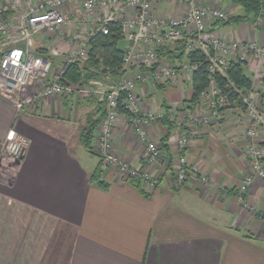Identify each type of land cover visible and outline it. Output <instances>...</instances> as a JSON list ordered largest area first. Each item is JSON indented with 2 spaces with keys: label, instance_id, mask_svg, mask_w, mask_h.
Wrapping results in <instances>:
<instances>
[{
  "label": "crops",
  "instance_id": "crops-1",
  "mask_svg": "<svg viewBox=\"0 0 264 264\" xmlns=\"http://www.w3.org/2000/svg\"><path fill=\"white\" fill-rule=\"evenodd\" d=\"M200 1L231 16L244 12L231 0ZM64 10L74 15L81 8L69 3ZM184 11L178 0H153L155 15L178 17ZM207 33L264 43V13L253 21L214 22ZM78 35L75 23L64 38L44 30L35 48L53 60L54 72ZM244 67L253 80L250 91L262 95L264 59L250 58ZM41 86L35 79L23 95ZM137 90L142 107L163 114L148 129L162 148L160 162L150 167L162 174L155 188L123 179L83 143L82 130L106 107L96 86L74 83L72 91L21 109L0 94V264H264V181L256 180L245 194L248 206L237 196L249 164L244 108L226 104L220 119L190 126L186 156L198 171L177 187L168 173L177 158L173 118L187 120V111L197 107L207 111V98L188 101L192 74L185 73L173 81L140 82ZM97 135L98 126L92 145ZM17 136L27 142L21 159L5 149L7 139ZM114 150L142 166L144 144L124 117Z\"/></svg>",
  "mask_w": 264,
  "mask_h": 264
},
{
  "label": "built area",
  "instance_id": "built-area-1",
  "mask_svg": "<svg viewBox=\"0 0 264 264\" xmlns=\"http://www.w3.org/2000/svg\"><path fill=\"white\" fill-rule=\"evenodd\" d=\"M185 11L178 17L153 14V0H43L28 4L21 12L13 11L19 0L10 1V7L0 10V94L10 99L18 109L44 97L63 94L74 89V84L63 83L68 65L84 61L88 56V40L96 30L108 32V23L121 24L127 42L124 57V75L114 81L106 77L92 80L89 87L96 86L105 96V115L98 124V135L91 148L99 155L104 166L112 167L125 180H139L149 188L160 184L161 173L150 167L157 165L162 156L158 141L149 136V127L163 114L142 107L138 83L145 81L175 80L181 73L192 74L197 64L188 60L173 62L160 57L157 49L171 40L188 36L186 49L201 48L211 51L208 71L210 86L201 93L200 101L207 98V112L198 108L187 111V120L174 117L177 132L176 164L169 170V178L177 186H183L189 173L197 172L198 166L189 164L186 151L191 141V125H207L222 117L226 98L217 86L215 76L224 73L231 61L246 62L250 58L264 59V43L256 40L226 39L209 35L207 26L227 21L228 9L207 5L198 0H178ZM69 3H76L81 10L72 15L64 10ZM103 9V12L100 10ZM13 11L4 18L3 11ZM75 23L79 30L78 43L64 57L62 67L53 72V60L35 48V37L42 31L66 37V27ZM143 67V68H142ZM50 77V78H49ZM260 77L263 82L264 69ZM39 79L41 88L31 96L23 92L33 80ZM262 95L249 91L242 96L248 118L246 131L248 170L238 185V198L245 201V194L258 179L264 181V105ZM199 101V102H200ZM124 117L144 144L142 166H134L114 150V134L120 119ZM27 142L21 137L8 138L5 149L16 159L24 156ZM169 166V164H167ZM165 171V170H164ZM202 181L210 183L207 175Z\"/></svg>",
  "mask_w": 264,
  "mask_h": 264
},
{
  "label": "trees",
  "instance_id": "trees-1",
  "mask_svg": "<svg viewBox=\"0 0 264 264\" xmlns=\"http://www.w3.org/2000/svg\"><path fill=\"white\" fill-rule=\"evenodd\" d=\"M235 5L241 6L243 14L231 16L226 22L253 21L264 13V0H231ZM13 11H3L4 18H8ZM108 32L96 30L88 40V56L82 62L68 65L63 77V83H88L91 80H106L110 76L117 81L124 75L123 63L127 52V45L121 46L124 39L122 26L117 21L108 23ZM188 36L171 40L167 45L157 49L160 57L173 62L175 60H188L191 64H197L192 72V94L188 99L192 104H198L201 93L210 86L208 71L211 51L201 48L187 51L186 42ZM143 68V67H142ZM217 86L221 89L226 98L227 104L241 105L245 110L242 96L248 93L253 87V80L245 72L244 62L231 61L224 73L215 76ZM264 105V95H262ZM224 106L221 108L223 110ZM105 115L89 121L88 127L81 132V139L86 147L91 148L94 132ZM264 163V155L262 156ZM97 170H101V164ZM96 176V173H95ZM140 184L139 180H133Z\"/></svg>",
  "mask_w": 264,
  "mask_h": 264
},
{
  "label": "rangeland",
  "instance_id": "rangeland-1",
  "mask_svg": "<svg viewBox=\"0 0 264 264\" xmlns=\"http://www.w3.org/2000/svg\"><path fill=\"white\" fill-rule=\"evenodd\" d=\"M10 1H14V0H0V10L1 9H3L4 7H10L11 6V4L9 3ZM38 1H43V0H19V4L17 5V7L16 8H14L13 9V11L15 12V11H17V13H19V12H21L25 7H27V5L28 4H31V3H35V2H38ZM199 2H201L200 0H198ZM203 4H205V3H203ZM214 6H216V5H214ZM231 10V9H230ZM120 44H121V46H124L125 45V41H121L120 42ZM62 67V66H61ZM92 81V80H91ZM103 81V80H102ZM70 84H74V83H71V82H69ZM103 83L104 84H108V82L107 81H103ZM89 84V82L88 83H86V85H88ZM198 108V107H197ZM207 111H208V109H207ZM207 111H205V112H207ZM245 111V110H244ZM202 113H204V111L202 112ZM246 173V172H245ZM244 173V174H245ZM244 176V175H243ZM238 196V195H237ZM239 199V198H238ZM240 200V199H239ZM245 201H246V197H245ZM240 202H242L241 200H240ZM244 203V202H243ZM248 206V205H247ZM250 207V209L252 210V211H254V213H256V210H255V207H253V206H249Z\"/></svg>",
  "mask_w": 264,
  "mask_h": 264
}]
</instances>
